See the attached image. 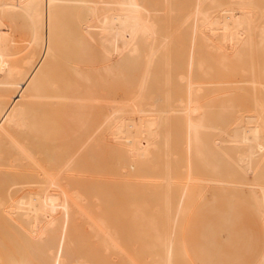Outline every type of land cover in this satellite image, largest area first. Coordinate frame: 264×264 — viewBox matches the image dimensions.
Returning <instances> with one entry per match:
<instances>
[{"label": "bare ground", "instance_id": "1", "mask_svg": "<svg viewBox=\"0 0 264 264\" xmlns=\"http://www.w3.org/2000/svg\"><path fill=\"white\" fill-rule=\"evenodd\" d=\"M43 2L44 0H0V81L13 86L20 82L29 93L26 97L9 100L0 94V122L9 121L18 131L2 133L0 125V141L6 139L5 147L0 149V248L3 250L0 249V264H37L40 256L45 257L42 259L44 264H107L109 260H112L110 264H114L118 262L117 255H121L122 259L118 258L121 264H136L133 255L137 256L139 253H134V250L139 252L144 246L141 245L142 249L136 246L132 251V245L135 241H138V245L145 242L131 240L132 244L130 241L131 234L139 230L138 221V227H135L137 229L130 230L135 226H132L134 219L147 225L144 234L151 238L146 247L148 251L144 249V255L150 257L148 261L144 256L147 264H195L185 246V227L192 212L205 201L207 188L212 186L222 189L218 192L232 188L234 193L253 204L264 218V176L260 169L246 175L245 179L221 175L200 161L195 144L196 117L199 112L220 93H226L238 83L230 81L232 78L226 80V76L232 72L235 74L236 71L250 75L251 82L246 83L255 84L253 87L257 85L253 89L258 88L261 95L264 94V0H162L160 8L149 0H114L113 6L104 5L97 13L98 24L122 54L121 61H125L127 65L124 69L129 75L135 76L129 82L133 89L132 99L128 103L115 99L108 106L102 104L98 91L105 84L106 75L112 74L115 63L88 65L84 68L81 64L67 61L74 70L76 81L93 88V98L73 89L70 83L50 80L51 82L44 84L32 78L23 80L24 65L31 63L37 57V52L59 60L54 46L42 30ZM86 3L92 7L90 2ZM158 12L168 15L183 13L182 40H177V37H172L161 28ZM21 22L25 26L23 30H18L17 26ZM257 56H260V60ZM133 63L138 65L134 67ZM128 79L127 75H122L124 82L127 83ZM126 88L129 90V86ZM34 105L40 109H33ZM258 105L264 112V98L259 99ZM53 106L57 109L50 112L45 110ZM93 108H99L98 118L83 124V131L74 135V141L78 143H83L82 138L90 139L87 172H99L98 175L101 176L104 172L112 174L111 169H115L113 167L116 164L113 166L111 162H106L110 168H105L104 160L107 161V158L104 157L107 146L105 141H114L115 143H110L112 146L116 144L113 149L116 148V152L126 156L124 158L127 160L122 156V160H125L124 163L121 161L122 165L127 161L126 166L133 172L139 170L144 173L140 174V178L138 175L132 177L138 172L129 174L130 176V172L127 173L132 183L135 181L133 178H138L134 185L126 178L119 179L125 180V183L120 181L121 185L126 186L128 182V186L131 184L128 188L136 187L132 193L135 199L132 195L130 197L133 189H129V192L127 186L119 187L121 194H126L122 190L124 188L133 202L137 198L145 201L148 198L153 204V207L147 209L149 211L152 207L149 213L144 205H140L143 201L139 203L137 200V209L131 208L135 210V218L128 219L125 214L134 213L130 209L132 200L129 199L131 202L128 203V208L117 193V200L125 206L122 207L121 217L123 214L126 218H122L127 220H122L116 213L120 211L117 208H121L119 201L111 204L116 199V193H112L114 197L110 195L111 191L108 193L114 200L109 198L111 203H108L114 208L117 203L119 206L108 209L105 200H100L102 196L97 197V191L93 195V189L100 191L99 186H93L97 184L94 181L96 179L98 185H101V179L104 183L102 189L108 191L104 177L95 179V174L92 175L93 178H89L91 175L86 173L74 174L79 171V159H75L69 141L54 140L61 137V133H49L34 119V113L43 111L55 113L53 116L65 122L80 124L86 120V114L93 112ZM90 129H97L98 132L87 133ZM18 137L29 139L27 143L30 144L16 140ZM47 138L54 139L47 141ZM34 150L40 165L37 168L25 161L32 157ZM118 153H115L117 162ZM45 162L48 166L41 167ZM123 168L126 170L127 167ZM117 171L113 170V174L117 175ZM121 174L122 172L118 175ZM114 175L111 177H115ZM114 179L109 180L114 182ZM105 180L108 182V178ZM117 180V185H111L114 190L120 184ZM89 181L91 184L95 182L90 184L93 186L92 191L88 189ZM83 189L86 190V196ZM101 191L99 194L105 196V192ZM104 198L108 199L107 196ZM95 199L99 200L98 204L94 202ZM94 203L96 207L101 206V209L96 210L95 207L93 211L90 207L93 208ZM126 208L130 210L125 212ZM108 213L114 214L115 218L118 215L120 221L117 219L118 223L110 222L109 220L116 219L112 216L106 219ZM122 221L128 225L125 226L127 229L130 228L127 232L130 239L124 233L127 230L125 227V230L117 228V225H124L120 223ZM76 227H80V233L83 229L88 230L86 232L90 234V238L92 234L98 240L100 238L101 246L97 239L85 240L90 239L98 248L110 252L109 255H116V261L112 256V259L107 258L103 249H95L93 244L95 252H102L98 254L102 257L101 260L99 257V262L92 259L96 258V253L94 256L88 254L90 259L86 256L83 258L85 251L80 250L86 241L83 238L81 240V235L85 238L87 235L74 232ZM122 233L126 236L120 240ZM136 236L138 234L134 237ZM125 239H129V242ZM72 240H81V244ZM76 244H79L77 246L80 249ZM76 248L80 253L75 251ZM76 257L77 260L74 259ZM257 264H264V254Z\"/></svg>", "mask_w": 264, "mask_h": 264}, {"label": "rangeland", "instance_id": "2", "mask_svg": "<svg viewBox=\"0 0 264 264\" xmlns=\"http://www.w3.org/2000/svg\"><path fill=\"white\" fill-rule=\"evenodd\" d=\"M87 1L92 4V7H89L87 5L86 3ZM149 2L158 8H160V5L162 4V0H149ZM113 4H114V0H44L43 5H42V11H41L42 12L41 26H42L43 33L47 36L51 44L54 46L56 50V54L59 56V60H56V59L54 60V59L45 57L42 54L37 52L38 54L37 57L34 60H32L31 63L24 65L23 70L25 71V73L23 74V80L25 79L27 80V78L28 79L32 78L33 80H36L44 84L51 82L50 80H53L57 83H65V84L70 83L69 85H71L73 89L79 91L81 94L83 93L87 95L88 97L93 98V88L91 86L86 85L83 82L76 81L74 70L69 66L67 61H71L72 63H76V64H81L83 65V67L84 66L88 67V65L101 66L102 64L111 62V63H115L114 69L112 70V74L106 75L107 80L105 84H102V87H101L102 89L98 91L101 94V97H99V99L102 101V104L104 105L109 104V102L115 99H122L123 102L127 101L128 103L129 102L128 100L132 99L131 97H133V94H132L133 89L130 87L131 84H129V82L131 83V81L134 80L135 76L129 75L128 71L124 69V67H127V65L125 64V61L123 60L121 61L122 54H120V52L116 50L115 46L112 44L110 39L103 33V31L101 30L98 24L99 20H98L97 13L99 9L103 8L104 5L113 6ZM158 14L161 20V28L165 32L170 33L172 37H177V40L178 39L182 40L183 38V26H182L183 13H179L178 15H168L165 12H158ZM24 26L25 24L21 22L18 24L17 29L23 30ZM175 46L176 44H174V47ZM258 58L260 60V56ZM137 65L138 63H133L134 67H136ZM122 71L124 73H122ZM236 73L237 71L235 72V74ZM123 74L127 75V77L129 78L127 83L124 82V80H122ZM232 74H234V72H232ZM232 74H229L231 76L229 75L226 76L228 78V79L226 78V80H230L232 78L230 81L238 82L236 83L237 85H235L234 87L231 86L232 89L228 90L226 93L222 95L220 93L219 96L215 98V100L206 104L196 117L195 144H196L198 156L200 158V161L205 166L209 167L210 169L222 175H230V176H234L237 178L243 177L245 179L247 177L246 175L251 174L252 172L260 169L259 171H261L262 172L261 174L264 176L263 174L264 170H262L264 169V120H263L264 116L259 110V105H258L259 99L260 98L263 99L264 94L262 93L263 95L262 96L260 93L261 91H259L258 88L257 90L253 89V88H256L257 85L256 87L255 86L253 87V85L255 84L246 83V82H251V80L249 79H252L251 78L252 76L247 75L248 76V79H247V76L245 74H241L240 71H238L236 75L234 74V76H232ZM235 76H237L238 78ZM234 77L237 78V80H235ZM242 78L245 81H243ZM238 80L241 81V83ZM124 84L126 86H129V90L127 89L128 87L127 88L126 86L124 87ZM0 94H2L4 98L9 100V99H15L16 97H20V96L26 97L29 93L27 89H24L22 87L20 82L15 84V86H13L8 82L5 83V82L0 81ZM23 102L27 103L25 99H23ZM33 109H40V108L34 105ZM56 109L57 107L55 106L45 108V110H48V112L52 110H56ZM98 109L99 108H93V112L86 114L85 115L86 120H84L80 124H76L72 122L70 123L65 122L61 120L60 118H58L57 116H53V115H56L55 113L52 114V113H47L43 111H38L34 113V119L38 125L44 127L45 130L48 131L49 133H52V134L61 133L60 135L61 137H56V139L47 138L45 140L50 141L54 139V140H68L69 141L70 146L72 148L71 150L73 151V155L75 159H79L78 161L79 171L77 170V172H75L74 174H77L79 172L82 174L86 173L88 174V176L91 175L89 178H93L92 175L95 174L97 175L96 177L94 175L95 179L98 177L99 178L104 177L103 178L104 182L105 181L107 182V180L105 179L108 178V182L107 183L105 182V186H108V188L107 187L105 188L108 189V191L105 189L104 190L102 189L104 187L103 185L104 183L101 182V179L99 181L101 185H98L97 179L94 180L95 182H97V184H95V182H93L92 184H95L93 185L94 187H96V185L99 186L100 188L99 187L97 188H99L100 191L103 190L101 191V193L105 192L106 194L105 196H107L108 199L111 198L112 200H114V197L116 196L115 202L112 201L111 203L110 202L111 199L106 200V198H104L105 197L104 194H99L100 191H98V189L95 188L96 190H94L93 186H91L92 184L90 181H89V186H88V189L90 190L93 189V192H94L93 195L94 194L96 195L95 191H97L98 192L97 197L102 196L100 200L102 199L105 200L104 203H107L108 205L106 204L104 205H106L107 207L109 206L108 209H110V207H113L111 204H114L119 201L117 200L119 199L117 198V193H118V196H120L121 201L123 200L122 202H124V205L126 203V205L128 206V203L131 202L130 200H132L130 197L131 195L132 197H134V194L132 193L136 188V187L132 188L133 189L132 190L130 189L132 186L130 188L128 187L131 184L134 185V183L138 181L137 179L140 178L144 173H141L142 171L139 172V170H137L136 172L138 173L135 174L136 172H133V170L129 169V167L126 166L127 161H126V164L122 165V162L124 163L125 160L127 159H125L126 156L121 155L122 154L121 152L119 153L118 151L116 152L115 151L116 148L113 149V146L116 144H113V146L111 144L112 142L115 143L114 141H109V142L105 141L107 146L105 147L106 151H105L104 158H107V161H105L106 159L104 160V166L105 168L108 167L106 164L111 162V165L113 166L116 164L113 168L117 170L120 169V171L111 169L112 174L110 173L109 175L108 174L109 172L107 171L108 173L102 172L103 173L102 176L100 174L98 175L99 172L93 173L90 170L89 172H87L88 164L90 163L89 153H88L90 139L82 138L83 143H78L77 141H74L76 140V138H74V135L76 133H80L83 131V126H82L83 124L86 125L90 123L91 119L98 118L97 116L100 115V113H98ZM0 125L2 128L1 129L2 133L18 132L16 129L13 128V126L11 125V122L9 121H3V122L1 121ZM88 132L97 133L98 131L97 129H90L89 131H87V133ZM5 140L6 139L4 138L1 139L0 149H3L5 147L6 145ZM16 140L21 141L23 143H27V141H30L29 139L22 138V137H18L16 138ZM27 144H30V143H27ZM32 149H33V146H32ZM107 150L111 151L112 153ZM114 151L115 153H118L119 157L121 158L120 160H119V157L116 158L118 162L115 160V157H117V154H115ZM37 156H38L37 152L36 150H34L32 157H30L29 159H25V161H27V163H29L34 168L40 167L38 161L36 160ZM122 156L123 158L125 157L124 161L122 160ZM108 157L110 159H108ZM120 165H122L123 167H127L126 170ZM46 166H48V163L45 162L42 164L41 167H46ZM117 167H120V168H117ZM123 169L124 171H121ZM113 170L114 172L115 171L119 173L122 172V174L120 176L118 175L119 173H117L118 176L116 174L114 175ZM125 173L126 175H124ZM127 173L128 175L135 174V175H132V177L138 175V178L137 177H135L136 179L133 178V180L135 181H133L132 183V181H129L130 178L127 177ZM106 174L109 175V177ZM140 174L142 175L140 176ZM112 175H114L115 177H111ZM113 178H115L116 180L117 179L119 180L121 178L122 179L126 178L125 180H128V182L131 184H129L128 186V182H127L126 183L127 187H126L125 184L121 185L123 182L125 183V180L123 181L117 180L118 183H120V181L122 183L118 185V188H116L117 190H114V186H111V185H117V183H115L116 180L114 179L115 180L114 182L112 180L114 184H112L111 180H109ZM122 186L123 187L125 186L127 191L129 192L130 190H132L131 194L128 192V195L130 194L129 198L127 196L126 189L124 188L122 189L123 191H125L126 194L124 195L121 194V191H120L121 189L119 187H122ZM109 187H112L113 189ZM214 187L212 186V188L211 187L207 188L206 190L207 194L205 195L206 196L205 201L200 203V205L192 213L191 215L192 217L190 218V221L188 220V222L186 223L187 228L189 230L188 238H189L190 247L192 248V252H193L192 254L193 261L195 264H243L244 262H249L252 260L254 255H256L258 251L261 249V246H262L261 240L264 237V235L260 231L261 218L258 214V211L253 206V204L248 202L245 198L241 197L237 193H234V190L232 188H228L227 190L218 192V190H222V189L218 186L217 188H220V189H217L216 186ZM88 189H87V192L89 191ZM229 189L231 190L229 191ZM83 190L82 192H84L85 194L86 190L84 191ZM108 192L110 193V195L113 192H114L113 194L115 193L116 194L115 196L112 194L114 197H110ZM86 195L87 193L85 194V196ZM87 199H89V195ZM92 199L94 198L92 197L91 200ZM140 199L137 198V200H139L138 202L141 203V201H143L142 204L140 205H144L146 208V212L149 213V211L152 210V207H153L152 202L149 201L148 198L146 201L142 199L140 200ZM137 200H134V202L132 200L130 209L132 207L134 209H137L136 208L138 205V202L136 203ZM98 201L99 200L97 199L94 200L96 204L99 203ZM121 201L118 202L121 208H117V209H120L119 211L120 213L118 211L116 212L117 214H119L120 217H121V212L123 213V210H122L123 206L121 205ZM108 202L111 204H109ZM118 203L116 204L117 207L119 206ZM96 204L94 203L93 205L95 206L93 208L92 207L90 208L93 210L96 207ZM150 206L152 207L148 211L147 209ZM97 207H99V205H97ZM97 207H96V210L101 209L100 208L101 206L99 208ZM123 208H125V206ZM128 208H126V210L124 209L125 212L130 210ZM102 209H105V208H102ZM131 211H133V209H131ZM133 212H134L132 213L133 217L131 214L128 215V213L126 214L124 213V214L128 216L127 217L128 219H130L129 217L134 219L135 210ZM109 213L106 215V219L111 218V216L115 218L114 214L113 216L112 214H109ZM122 217H125V216H123L122 214ZM115 219L116 220L111 219L113 221L111 220L109 221L117 222V223L118 221H120V218L118 217V215ZM122 220H127V219L122 218ZM134 220H132V222H134L132 226L133 225L135 226L131 227L132 229H130L129 227L128 228L131 231L132 230L135 231L137 229L135 227H138V225L136 224V222L138 221L137 222L139 224L138 229L140 231L136 230L134 234H131L133 232H130V234L132 235L131 239L129 237V234L127 233L129 229L125 227V226H128L127 224H125L126 222L125 223L123 221L120 222L122 224L124 223V225L120 227H118L117 225V228H120L118 230H121V228L122 230H125L123 228L125 227L127 230L126 232L124 231V233L128 235L130 241L139 239V242L140 241H142L143 243L145 242L144 244L140 243V245H138L137 244L138 241H135L136 243L134 242V244L131 241V243L133 244L132 251L139 246L141 248L142 247L141 245L144 246L142 247L143 249L141 248L142 250L139 249V252L137 250H134L135 251L134 253L136 254L139 253V255L137 254V256L133 255L136 264H147V261H145L144 259V256H145L144 254H146L144 249L148 251L146 247H148L149 245L148 242L151 241V238L149 237V235L144 234V230L147 225L141 222V220L140 221L137 219H134ZM128 221L131 222L130 220ZM79 228L80 227H78L77 230H75L74 232L76 233L77 231L79 232L80 231ZM84 231L86 232L88 230L83 229L81 233L79 232L80 235L82 233L87 235L86 238L84 235H81L82 236L81 240L83 238V241H86L84 242L86 244L84 246L83 244L81 245V247L82 246L83 247L81 248L80 251H85L84 252L85 254H83V258L84 256H86V257H89L90 259V256L92 255L94 256L95 253L98 255L101 252L100 250H102L103 248L101 249L99 247L100 248L99 253H97L98 251L95 252L93 250L94 244L92 242L97 239V242L100 243V238L98 240V237L94 236L93 234H92L93 237L91 236L90 238V234H88L87 232L86 234ZM79 234H76V236L77 235L79 236ZM136 234H138V236H136L138 237L137 239L136 237H134ZM123 236H126V235H123L122 233V236L121 235L119 236L120 240L123 239L122 238ZM132 237L134 238L132 239ZM142 237L143 238L146 237V238L143 239ZM87 238H90L93 241L90 239L85 240ZM147 238L148 240L146 241ZM81 240H78V242L74 240L72 241H74L75 243H79V241ZM79 244H76V246L77 245L79 246ZM95 244H98V243H95ZM98 245L101 246V243ZM98 245L97 246L94 245V248L96 247L95 249H97ZM78 249L80 248L78 247ZM75 251L78 252L77 248ZM102 251L103 253H105L104 255L107 254L106 255L107 258L108 257L111 258L110 256L112 255H109L110 252H107L106 250L104 251V249ZM140 253H142V256L140 255ZM100 254H102V252ZM132 254H130V256H132ZM97 255L95 256L96 258L92 257V259L93 260L96 259V261L99 262L102 257H99L100 255L98 256ZM114 256L116 255L112 256L113 260L115 258V261L117 257L119 259L121 258V255H117V257H114ZM97 257H99L100 260H97L98 259ZM145 257L146 259L150 258L149 256H145ZM40 258H41L40 262L38 259L39 263L37 264H42V263L44 264V260L42 259L45 257L40 256ZM83 258L81 260H83ZM103 258L105 257L103 256ZM118 258H117V261H118L117 263L121 264ZM74 259L77 260V257ZM149 260L150 259H148V261ZM96 261H93V262L96 263ZM104 261L107 262V259L106 260L104 259ZM111 261L109 260L107 264L108 263L110 264ZM123 261H126V259ZM178 262L180 261L178 260ZM181 262H183V260ZM117 263H114V264H117ZM149 263L150 262H148V264Z\"/></svg>", "mask_w": 264, "mask_h": 264}, {"label": "crops", "instance_id": "3", "mask_svg": "<svg viewBox=\"0 0 264 264\" xmlns=\"http://www.w3.org/2000/svg\"><path fill=\"white\" fill-rule=\"evenodd\" d=\"M259 110L261 111V113H262V115L264 116V112H263V110L259 107ZM264 120V119H263ZM253 171V170H252ZM252 171H250V172H252ZM222 175V174H221ZM224 176H230V175H224ZM257 210V209H256ZM258 211V210H257ZM194 212V211H193ZM192 212V213H193ZM258 214H259V216H260V218H261V225H260V231L262 232V234L264 235V218H263V216L261 215V213L258 211ZM192 215V214H191ZM190 215V217H189V221H190V218L192 217ZM188 222V221H187ZM188 234H189V230H188V228H187V224H186V228H185V235H184V238H185V246H186V249H187V252H188V254H189V256H190V258L192 259V261H193V258H192V254H193V252H192V248L190 247V244H189V236H188ZM261 243H262V246H261V249L258 251V253L256 254V255H254V257L252 258V260L251 261H249V262H244L243 264H257L259 261H260V259L262 258V256H263V254H264V237H263V239L261 240ZM194 262V261H193Z\"/></svg>", "mask_w": 264, "mask_h": 264}]
</instances>
